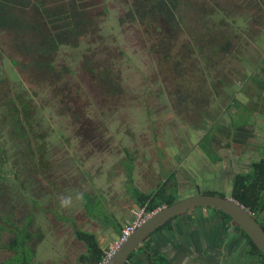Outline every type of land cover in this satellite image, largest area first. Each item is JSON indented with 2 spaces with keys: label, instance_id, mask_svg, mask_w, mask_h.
<instances>
[{
  "label": "rangeland",
  "instance_id": "1",
  "mask_svg": "<svg viewBox=\"0 0 264 264\" xmlns=\"http://www.w3.org/2000/svg\"><path fill=\"white\" fill-rule=\"evenodd\" d=\"M86 2L98 25L55 53L58 74L23 71L30 97L44 106L33 112L43 117L32 130L40 170L24 164L12 183L21 189L0 205V261L15 253L14 231L31 217L35 264H83L77 231L95 232L109 253L121 235L115 220L123 229L142 211L135 189L150 192L176 170L179 199L231 196L234 174L264 156V89L248 78L260 71L264 81V0H181L176 30L133 19V0ZM14 36L0 29V74L16 79ZM112 71L121 90L100 79ZM245 117L252 134L238 142L230 125ZM9 129L2 111L0 138L12 157L19 150L4 136Z\"/></svg>",
  "mask_w": 264,
  "mask_h": 264
},
{
  "label": "trees",
  "instance_id": "2",
  "mask_svg": "<svg viewBox=\"0 0 264 264\" xmlns=\"http://www.w3.org/2000/svg\"><path fill=\"white\" fill-rule=\"evenodd\" d=\"M86 1L65 0L52 5V0H0V29L15 34L14 46L22 55L21 62L16 57L11 59L12 64L19 68V72H16V79L9 74H0V112H4L5 120L8 121L11 128L10 131L4 132V136L7 134L9 141L11 143L14 141L15 148L18 147L19 150L17 156H12L18 158L16 164L12 166L11 161L13 160L9 153L8 141L0 138V205L13 190L21 189V187L15 188L12 183L22 174L24 164L30 165L33 172L40 170V153L37 144L33 142L34 131L32 130H35L36 122L43 117H37L33 112H37L39 107L44 106H40L30 97L29 88L24 84L26 78L23 71L31 74L36 73V75L42 73L45 76L46 74L50 76L58 74L53 61L55 53L62 45H79L82 38L89 35L98 25V22L90 15L91 4ZM133 1H135L134 9L130 12L133 19H136L137 16L151 17L156 21L161 20L163 24L166 23L168 28L179 29L180 19L177 9L181 0ZM163 11H167L170 17L168 20L160 19V14ZM0 52L3 53L1 48ZM0 71H2V64H0ZM257 72L260 74V71ZM257 72L250 74L248 78L257 80L261 88L264 89V81L258 79ZM116 76L113 71L107 74L101 72L100 79L111 82L114 88L117 87L121 90L122 87L116 81ZM34 93L37 92L33 90ZM237 122H231L230 131L232 132L230 134L234 135L236 141L243 142L252 134L247 127L249 121L245 117L240 121V125ZM210 132L212 129L205 133L200 142L209 138ZM176 174L177 172L174 170L167 179L150 192L135 189L137 205L145 208L147 212H153L159 207L178 200L179 189L176 187ZM232 183L231 197L248 207L264 226V221L258 217L264 211V156L254 160L249 170L237 172ZM205 192L226 195L217 191ZM215 210L217 209L215 208ZM220 211L225 220H232L228 213ZM116 221L118 232L121 234L122 226ZM171 221L169 220L165 225ZM30 222L31 217L27 219V225L22 229L23 231L20 228L14 231L15 240L12 248L15 249V253L11 258L0 261V264H35L33 261L35 253L28 243ZM1 228L4 226L1 225ZM243 233L251 243L250 252L259 253L264 262L262 251L244 230ZM77 236L86 245V251L81 253L79 260L83 264H102L107 256V249L102 246L97 234L80 228L77 231ZM150 258L157 264H172L164 255L154 258L150 255Z\"/></svg>",
  "mask_w": 264,
  "mask_h": 264
},
{
  "label": "flooded vegetation",
  "instance_id": "3",
  "mask_svg": "<svg viewBox=\"0 0 264 264\" xmlns=\"http://www.w3.org/2000/svg\"><path fill=\"white\" fill-rule=\"evenodd\" d=\"M196 208L171 218L168 225L152 232L126 264H157L150 255H164L172 264H264L259 253L250 252L251 243L236 221L225 220L217 208L211 207V217L207 214L213 211ZM194 211L202 212L196 215L191 213Z\"/></svg>",
  "mask_w": 264,
  "mask_h": 264
},
{
  "label": "water",
  "instance_id": "4",
  "mask_svg": "<svg viewBox=\"0 0 264 264\" xmlns=\"http://www.w3.org/2000/svg\"><path fill=\"white\" fill-rule=\"evenodd\" d=\"M199 206H211L228 213L252 238L264 255V226L251 211L237 199L214 193H198L159 207L127 236L106 259L104 264H126L130 255L145 239L171 218Z\"/></svg>",
  "mask_w": 264,
  "mask_h": 264
},
{
  "label": "built area",
  "instance_id": "5",
  "mask_svg": "<svg viewBox=\"0 0 264 264\" xmlns=\"http://www.w3.org/2000/svg\"><path fill=\"white\" fill-rule=\"evenodd\" d=\"M144 213H145V208H142L141 212L136 213L137 214L136 218L132 220L130 223H128L122 229L121 235L119 237V240L116 242L115 248L111 250L109 253H107L106 259L119 246V244L136 229V227L140 226L151 215V213L149 215L148 214L145 215ZM106 259L102 262V264L105 263Z\"/></svg>",
  "mask_w": 264,
  "mask_h": 264
}]
</instances>
